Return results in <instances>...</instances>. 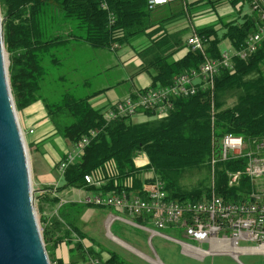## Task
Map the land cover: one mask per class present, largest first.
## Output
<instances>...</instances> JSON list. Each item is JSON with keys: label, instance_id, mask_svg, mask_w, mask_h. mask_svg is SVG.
<instances>
[{"label": "trees", "instance_id": "1", "mask_svg": "<svg viewBox=\"0 0 264 264\" xmlns=\"http://www.w3.org/2000/svg\"><path fill=\"white\" fill-rule=\"evenodd\" d=\"M220 1L224 0L217 2ZM227 2L233 6L249 4L248 0ZM153 13L149 0H0V14L5 18V47L11 62L10 88L17 111L23 112L41 102L56 134L70 149L89 138L82 160L70 165L61 176L58 168L66 154L62 155L57 164L62 184L46 186L43 193L36 195L42 236L51 262L63 264L55 251L66 243L72 247V255L77 254L86 264L88 255L77 237L88 242V253L104 264H130L113 253L104 258L105 254L97 251L81 230L78 222L83 211L95 206L61 204L53 191L74 188L104 195L125 192L129 196L145 197L149 184L162 181L171 200L200 202L210 197L214 147L228 135L242 137L246 144L254 146L264 143V42L247 60L234 58L232 69H221L214 92L200 88L197 95L176 99L165 117L148 112L144 113L147 117L144 122H133L130 117L109 121L105 110L90 103L95 95L77 98L71 90L65 91L58 102L44 99V84L50 76L47 62L60 70L67 60L66 52L75 42L93 50L116 51L152 28ZM54 23L59 24L57 32L61 34L49 39ZM259 23L253 12L242 21H222L219 28L207 27L195 33L207 40V56L216 60L221 59L226 41L234 51L243 49ZM172 38L154 43L142 53L152 57L147 62L142 56V71L150 74L152 84L140 92L172 86L179 76L198 70L203 64L202 53L192 51L187 44L176 42V47L166 48V42ZM184 49L186 55L174 60L173 56ZM92 132L96 133L95 137H91ZM143 156L148 164L138 167L136 162ZM247 162L244 157L217 164L215 188L226 201L242 202L255 190L246 174ZM238 172L239 183L231 187V175ZM189 173H204L205 178L187 186L183 180ZM86 176L100 182L101 188L88 186ZM135 220L151 226L148 218Z\"/></svg>", "mask_w": 264, "mask_h": 264}, {"label": "built area", "instance_id": "2", "mask_svg": "<svg viewBox=\"0 0 264 264\" xmlns=\"http://www.w3.org/2000/svg\"><path fill=\"white\" fill-rule=\"evenodd\" d=\"M248 2L251 10L257 14L260 23L257 31L247 39L243 49L239 51L222 50L221 59H210L205 51L207 40L194 33L188 39L187 45L192 51L200 52L204 56L201 67L179 76L172 86L138 92L114 103L105 110L107 120L133 118L148 112L154 113L159 118L165 117L173 109L176 99L197 95L200 88L214 92L216 78L221 69H232L234 58L247 60L259 50L264 42V0H248ZM165 3L167 0H149L150 9ZM111 22H114L113 15H111ZM212 111L214 114V102ZM95 136L96 133L92 132L91 137ZM88 144L89 138H85L66 153L65 159L60 162L58 168L61 176L70 165L82 160L84 149ZM244 157L248 160L246 174L253 182L255 190L242 202H228L217 194L216 166L221 161ZM210 166L211 193L210 197L204 201L192 203L171 200L164 183L156 181L146 187L145 197L129 196L125 192L105 195L93 192L82 203L115 209L134 219L148 218L152 227L160 230H176L183 239L199 244L225 242L229 243L232 249L238 250L240 243H251L254 244V254L264 256V143L254 146L246 144L242 137L228 135L218 146L214 147ZM240 177L239 172L232 174L229 185L237 186ZM85 181L91 187L101 188L102 186L91 176H86ZM152 236L172 240L179 244L183 251L192 254L199 253L203 258L215 254L212 248L208 251L195 248L188 243L158 232L153 233ZM76 239L77 242L83 244L88 255L86 264H104L101 259L88 253L87 243L77 237ZM127 249L151 264L158 263L131 248ZM51 264L57 263L51 262Z\"/></svg>", "mask_w": 264, "mask_h": 264}, {"label": "crops", "instance_id": "3", "mask_svg": "<svg viewBox=\"0 0 264 264\" xmlns=\"http://www.w3.org/2000/svg\"><path fill=\"white\" fill-rule=\"evenodd\" d=\"M217 1L167 0V3L158 5L154 7L155 9H152L154 11L152 28L149 29L145 34L135 37L128 44L117 48L116 51L110 52L93 50L89 46L79 42L71 44L69 48V54L82 52L85 49L91 50V54L93 53L92 55L95 64L97 63L99 66L97 67V65L94 64V67H97L99 73L95 74L92 82L91 80H86V82L84 83V87L89 89V92L84 95H95L90 100L92 106L96 109L106 110L114 103L130 95H135L141 90L147 89L151 86L152 80L150 74H148V72H143L142 70L144 67L143 57H145V61L147 62L152 57L150 55H142V53L149 47L153 46L154 43H157L164 39H169V37H173L166 42V48L176 47V42L184 43V45H186L188 39L196 32V30H201L212 26H216L217 28H219L222 21L229 22L237 19L239 21H242L245 15H253V11L251 10V7L248 3H240L233 6L229 4L227 0L220 2ZM246 6L249 7V12L245 11ZM154 16L156 18H154ZM162 19L167 20L163 23L157 21ZM222 50H232L231 45L228 41L223 43ZM111 53L115 54V59H113ZM186 53L187 49H184L176 53L173 56V59L180 60L186 55ZM69 60V56H67V60L65 61V63L61 65L60 71L64 73L61 77V80L63 81H65V79L67 78L65 76L66 74L70 77L75 75ZM110 61H112L114 64L117 63V65L111 69L108 68V64L110 63ZM105 64L106 68L104 67ZM106 74L110 76L106 78V82L109 85L105 86L104 84L99 88V85H97L99 83L94 82H99V80L103 79ZM103 83L104 82H102L101 84ZM35 106L24 111L21 124H23V127L27 131V135L29 137L28 142L31 153L33 172L35 174V181L37 183L38 190L40 191V193H43L44 187H59V183H50L44 180L43 175L39 172V169L37 168L35 162L37 154L42 152L44 155H49L51 157L50 161L52 169L55 171V166L54 164H52L53 159L58 158L59 162L62 155H65L69 151L70 146L67 145V148L60 153H57L50 146V144L48 143L50 141L49 139L57 137L58 135L56 134L55 129L50 122L44 107L43 108L45 110V113L42 117V120H40L39 122L41 131L40 133L37 132L38 126L34 127V123H36L34 119L39 115L38 113H36V110H39V108L41 107ZM39 106H41L40 103ZM31 131H33V133H30ZM140 159L141 158H139L137 162ZM58 162L56 163V165L58 164ZM139 164L142 166H140ZM139 164H137L138 167L147 165L148 159L145 157V160ZM75 190L76 189L74 188L65 189L62 191L55 190L53 191V194L55 197L60 199L61 204H67L70 202H75L70 199ZM81 192H84L85 195L80 196L79 201L75 203H82L83 200H85L91 194L86 190H79V193ZM87 245H89L88 242ZM202 245H206L207 249H204ZM199 248L207 251L212 248V250L215 251L214 255L227 257L238 264H241L239 262L240 257L251 259L252 256H260L254 254V244L251 243H244L239 247L238 250L232 249L230 244L225 242L200 244ZM182 254L184 256H189V258L191 257L193 260L197 261H202V259L205 258L200 256L199 253H187L183 251V249ZM55 255L63 262V264H75L79 259L77 254L72 255V247L67 245L66 243H62L57 247ZM261 257L264 258V256Z\"/></svg>", "mask_w": 264, "mask_h": 264}, {"label": "rangeland", "instance_id": "4", "mask_svg": "<svg viewBox=\"0 0 264 264\" xmlns=\"http://www.w3.org/2000/svg\"><path fill=\"white\" fill-rule=\"evenodd\" d=\"M245 11L247 12L250 11L248 6L245 7ZM0 17L2 21L5 23V18H3L1 14ZM45 28H47V26H45ZM59 28H60L59 24H55L54 30L52 32H50L52 28L49 29L50 32V34H48L49 39L54 38V36L61 34L57 32ZM56 53L57 52H55L54 54ZM66 53H68L70 59L69 61L72 65V69L75 75L70 77L66 74L65 76L67 78L65 79V81H63L61 80V77L63 76L64 73L58 70L57 68H55L54 66L49 65V62H47L48 67H50L49 68L50 76L47 78L44 84L45 88L43 92V96L45 97L44 99L47 102L55 103L60 101L64 95V92L70 90L71 93H73L77 98L84 97L89 92V89L84 87V83L86 82V80L89 81L91 80L92 82L93 78L95 77V74L99 73L97 69V67L99 66L97 63L95 64L92 55L93 53L91 54V50L85 49L82 52L71 53V54H69L68 51ZM111 55L113 56V59H115L114 56L115 54L111 53ZM5 59H6V65L8 68V75H9V67L11 62L6 47H5ZM94 64L97 65L96 68L94 67ZM116 65L117 63L114 64L112 61H110V63L108 64V68L111 69ZM104 67L106 68V64L104 65ZM108 77L110 76L106 74L103 79H100L99 82H94V83H99L97 84L99 85V88L104 84L105 86H107L109 85L106 82V78ZM102 82L104 83L101 84ZM39 103L41 104V106H39ZM230 104L231 105L233 104V100L230 101ZM35 105L41 107L39 108V110H36V113H38L39 115L34 119L36 122L34 123V127L38 126L37 132L40 133L41 127L39 126V122L40 120H42V117L44 116L45 107L41 102H38L33 104L27 109L33 108V106ZM24 111L23 112L17 111V114L20 125L22 127V131L25 136L24 138L26 141V145L28 148V155H29L28 157L30 160L31 172H32V186L33 189L37 191L38 186L35 181V174L33 172L31 153L28 142L29 137L27 135V131L23 127V124H21ZM132 121L144 122L147 121V117H145L144 115H137L132 118ZM49 140L50 141L48 143L57 153H60L61 151H64L67 148L68 143L60 136L54 137ZM50 158L51 157L49 155H44L42 152L38 153L35 158L37 168L39 169V172L43 175L45 181L50 183H59L58 185L60 186V184H62V181L60 180L59 175L57 173V165H56L59 159L54 158L52 161L53 162L52 164H54L55 166L54 168L56 171L55 172L52 169ZM144 160H145V156L141 157V159L138 162L142 163ZM138 162L137 164H139ZM204 178H205L204 173H193V174L189 173L185 176L183 182L185 185L191 186V185H195L199 180L203 181ZM83 195H85L84 192L79 193V190L76 189L71 195L70 199H72L75 202H78L79 197ZM35 207L42 232V226L39 219L40 216L38 214V209H37L36 196H35ZM78 223L83 233H85L88 239L95 244V249L105 254L104 258L107 257L106 255L113 253L118 255L120 258H122L123 260H125L130 264H151L150 262L141 259L134 252L129 251L127 249V248H131L134 251L148 257L149 259L155 260L156 263L158 262L157 264L159 263L160 264H238L233 262L231 259L227 257H221L218 255L207 256L204 259H202V261L193 260L191 257L189 258V256H184L182 254V248L179 244L175 243L172 240L163 239L159 236H152V234L158 232L172 239L188 243L189 245L196 248H199L200 244L183 239L182 237L179 236V234L175 230H171V229L160 230L152 226L140 224L134 218L127 216L125 213L118 212L115 209L101 208V207H96V208L87 207L85 208L81 217L79 218ZM147 229L149 231H147ZM116 240H118L119 242ZM243 244H244L243 242L240 243V246H242ZM202 247L204 249H207L206 245H202ZM239 262L241 264H264V258L256 255L252 256L251 259L240 257ZM75 264H83L80 257L77 263Z\"/></svg>", "mask_w": 264, "mask_h": 264}, {"label": "water", "instance_id": "5", "mask_svg": "<svg viewBox=\"0 0 264 264\" xmlns=\"http://www.w3.org/2000/svg\"><path fill=\"white\" fill-rule=\"evenodd\" d=\"M0 17V264H51L35 207L28 148L10 88Z\"/></svg>", "mask_w": 264, "mask_h": 264}]
</instances>
